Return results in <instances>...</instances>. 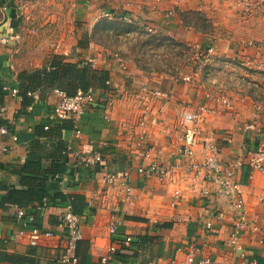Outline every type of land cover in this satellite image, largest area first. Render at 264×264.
Here are the masks:
<instances>
[{"label":"crops","instance_id":"0c3cea01","mask_svg":"<svg viewBox=\"0 0 264 264\" xmlns=\"http://www.w3.org/2000/svg\"><path fill=\"white\" fill-rule=\"evenodd\" d=\"M234 1L153 0L141 8L139 13L144 17L139 20L204 53L198 68L185 76L144 70L121 55L126 65L123 68L114 56L94 53L98 47L92 41L87 47L77 45L75 54L60 57L80 64L96 59L94 67L88 65L107 71L109 88L122 93L108 107L87 110L79 120L81 135L76 136L72 119H50L58 102L54 90L36 89L26 99L21 94L11 95L14 88L21 93L27 87L20 79L25 70H18L14 59L19 15L12 0H0V105L7 108L0 124L9 131L0 134V201L19 186L20 167L27 158L39 157L48 166L60 144L71 148L64 174L47 182L49 194L62 193L64 200L57 198L47 206L37 202L27 207L0 206V264H64L59 258L65 233L60 216L71 200L81 217L83 236L76 250L77 264H102L112 244L117 251L105 264H188L193 251V264H199L202 258H210L211 264H240L244 260L264 264V174L252 171L246 163L237 168L247 216L238 250L229 243L235 216L230 200L222 194L214 195L212 203L203 198L199 189L204 183L198 181L196 187L192 186L191 175L185 171L186 160L180 156L185 134L194 128L197 135L193 148L198 161L207 154V140L218 147L219 158L227 164L243 160L248 148L264 147V73H249L238 64L245 57L264 61V17L245 19ZM174 8L203 12L213 22L214 31L203 33L184 26L178 10L169 24L167 13ZM127 9L132 14V8ZM248 41L256 45H248ZM208 48H213L211 55H205ZM214 61L219 62V69ZM153 89L167 97L149 101L146 116L147 102L140 101L138 95ZM221 97L230 99L232 105L225 106ZM201 105L208 110L195 123L194 115ZM140 136L148 137L152 156L172 169L166 180L137 171L141 163L151 161L136 147ZM76 153H101L103 161L87 166ZM117 171L130 173L127 184L132 194L126 201L123 186L105 187V175ZM19 209L34 218L35 226L54 231L56 237L31 245L26 235L19 234ZM215 209L224 211L222 221L214 217ZM207 221L213 222L214 230L205 229ZM111 223L116 225L114 234L110 232ZM127 238L131 241L125 245Z\"/></svg>","mask_w":264,"mask_h":264},{"label":"built area","instance_id":"2783aa9c","mask_svg":"<svg viewBox=\"0 0 264 264\" xmlns=\"http://www.w3.org/2000/svg\"><path fill=\"white\" fill-rule=\"evenodd\" d=\"M160 1V0H159ZM236 6L240 11V15L245 19L252 14L264 13V0H235ZM138 8L141 9L142 6L138 5ZM121 13L120 15L106 12L104 15L110 19L116 17L119 20H123L129 24H136L143 27L149 33H156L157 29L152 26L149 22L144 20H137L133 14ZM175 16L174 10H171L167 13L168 23H171V20ZM248 45H256L253 41H248ZM213 53V48H208L205 52V55H211ZM204 55V53H198L196 56ZM114 58L119 62V64L125 68L124 58L115 53ZM87 63L92 67L95 66L96 59H89ZM238 64L249 73H264V61H254L250 58H241L238 61ZM189 79V77H186ZM108 81V85H109ZM12 96H19L20 90L14 88L11 90ZM55 93L58 96V102L55 105L54 111L50 116L51 121H64L72 119L75 123V134L76 136L81 135V130L79 129V120L81 116L90 108L96 106H110L112 102L116 99L122 97V93L119 90L109 88L108 91L104 89L90 88L87 91L79 89L74 96L68 95L65 91L55 90ZM28 95H34L33 92H29ZM140 101H145L147 104L144 107V114L147 116L149 113V101L153 98H162L165 99L167 94L163 93L159 89L153 90H144V93L138 95ZM221 101L227 107L232 105L231 100L226 97H221ZM208 108L205 105H201L198 108L197 113L194 115L195 123L199 122L202 119V114L205 113ZM7 111L6 106L0 105V121L5 116ZM146 118V117H144ZM51 126L46 125L45 129L48 130ZM8 128L0 124V134H8ZM197 135L196 128L187 130L185 134V145L184 148L180 151V156L185 160V171L191 175L190 181L192 186L196 187L198 181H202L204 184L199 189L200 195L205 198L208 202L212 203L214 195H224L226 196L235 211V216L233 220V226L231 231V237L229 243L232 246H235L238 250H241V244L239 241L240 232L246 227L247 216H246V206L245 201L242 195V184L237 178V168L246 163L250 166L252 171H260L264 174V147H253L248 148L246 151L245 158L238 162L233 163H223L219 158V149L212 141H205V149L207 154L204 157L203 161H198L195 158V151L193 148L195 138ZM13 140H17L15 135L12 136ZM136 147L141 151L143 158L150 159L149 164L141 163L137 167V171L146 176H156L160 180H166L171 175L172 169L165 164L163 161L159 160L152 156L153 148L148 137L140 136L137 139ZM2 151H7V147H2ZM71 148L68 147L66 153H70ZM75 156L81 160L87 166H94L97 163L103 161V156L101 153L94 155H85L81 156L78 153ZM130 177L128 171H117L109 173L104 177L105 187L108 190L111 187L117 186L120 184L125 189L124 200L130 199L132 191L131 186L127 184V181ZM206 183V184H205ZM210 186L211 189H210ZM213 188V189H212ZM179 191L176 192V197H179ZM264 202V196L262 197ZM209 203V204H210ZM214 217L218 221H222L225 218V213L223 210H213ZM18 218L21 220V228L19 231L20 236L26 235L28 242L31 245L38 246L41 245L44 241L56 237V233L50 229L39 228L35 226L34 218L32 216H27L23 209L18 210ZM60 222L65 228V233L62 235L64 239V244L61 246L60 250V261L64 264H77L79 258L77 256L76 250L79 241L83 238L81 231V217L73 212L70 205H68L65 211L60 216ZM204 227L208 231L214 230V224L212 221H207L204 224ZM110 232H116L115 223H111ZM131 241V238H127L124 244H128ZM117 251L116 245L112 244L109 248V254L104 256L101 260L102 264H105L110 256ZM195 262V252H190L187 258L188 264H193ZM212 260L210 258H202L199 261V264H211ZM225 264H231L225 261ZM240 264H258L256 261H247L244 260Z\"/></svg>","mask_w":264,"mask_h":264},{"label":"rangeland","instance_id":"374dc122","mask_svg":"<svg viewBox=\"0 0 264 264\" xmlns=\"http://www.w3.org/2000/svg\"><path fill=\"white\" fill-rule=\"evenodd\" d=\"M12 1L19 15L14 44V59L18 70L42 68L50 65L54 58L75 54L79 39L85 31L89 32L90 41L98 47L94 53L107 57L118 53L175 76L188 75L198 68L202 58L196 56L195 49L186 50L168 41L155 39V34H165L158 28L156 33H149L138 23L121 26L119 21H115L116 17L110 19L104 15L106 12L119 15L129 12L127 8H132V14L139 20L144 15L139 13L142 10L138 5L148 7L153 0ZM234 5L237 7L235 1ZM255 17H264V13L255 12L247 18ZM124 28L128 29L127 32H124ZM212 31L214 28H209L208 33ZM213 65L218 69L220 67L216 61Z\"/></svg>","mask_w":264,"mask_h":264},{"label":"trees","instance_id":"16d2710c","mask_svg":"<svg viewBox=\"0 0 264 264\" xmlns=\"http://www.w3.org/2000/svg\"><path fill=\"white\" fill-rule=\"evenodd\" d=\"M178 14L184 26L188 28L203 33H208L209 28H214L211 19L201 11L178 10ZM189 17H193L194 19L189 20ZM18 21L19 20L15 22L16 27L19 26ZM115 21H119L118 23L121 24V26L128 27L131 25L118 18H116ZM126 28H124V32H127L128 29ZM154 37L155 39L168 41L175 46L184 47L186 50L192 49L191 46L168 34L159 33L155 34ZM89 43L90 34L88 31H85L79 39L78 46L87 47ZM134 61L141 69L163 71L156 67H149L137 59H134ZM20 79L27 85L26 90L21 91V95L25 99L30 97L28 95L29 92H35L36 89L42 92L55 91L56 89L62 90L70 96H74L79 89L87 91L94 87L99 90H109V73L107 71L94 69L89 66L87 62L83 64L79 62L72 63L59 58L52 59L50 68L43 67L36 68L32 71H22L20 73ZM67 149L68 147H63V144H60L57 155L51 159V163L48 166L45 165L43 160L39 157L30 156L27 158L23 166L20 167L19 186H15L7 192V195L0 201V206L6 204L27 207L35 202L47 206L57 198L64 200L65 196L62 193H58L54 196L49 194L47 182L49 180L59 179L66 171V164L68 161ZM70 206L73 212L77 214V211H74L73 208V200H71Z\"/></svg>","mask_w":264,"mask_h":264}]
</instances>
